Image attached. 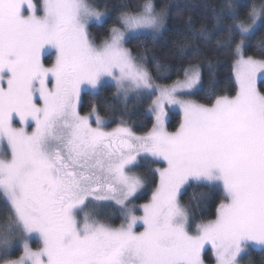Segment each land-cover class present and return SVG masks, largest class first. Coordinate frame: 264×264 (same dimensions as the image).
<instances>
[{
  "label": "snow or ice",
  "instance_id": "snow-or-ice-1",
  "mask_svg": "<svg viewBox=\"0 0 264 264\" xmlns=\"http://www.w3.org/2000/svg\"><path fill=\"white\" fill-rule=\"evenodd\" d=\"M119 7V26L97 45L89 28L103 26L107 5L0 0V264H204L208 244L216 264H239L252 248L264 252V91L257 88L258 77L264 83V34L257 37L264 0H221L212 34L232 49L238 90L213 91L210 105L181 98L200 83L198 65L185 68L183 80L155 85L123 46L164 26L154 0ZM104 77L159 93L151 131H105L95 105L80 115L81 92L91 86L98 93ZM165 105L183 113L173 132L163 126ZM141 155L166 166L156 169L159 184L138 208L133 200L144 181L128 169ZM191 182L221 190L215 219L197 223L181 205ZM109 201L123 215L119 227L86 211ZM34 236L42 242L36 250L28 243ZM21 243L23 254L10 258Z\"/></svg>",
  "mask_w": 264,
  "mask_h": 264
},
{
  "label": "trees",
  "instance_id": "trees-1",
  "mask_svg": "<svg viewBox=\"0 0 264 264\" xmlns=\"http://www.w3.org/2000/svg\"><path fill=\"white\" fill-rule=\"evenodd\" d=\"M92 3V0H89ZM141 0H96L99 10L107 5L109 16L103 26L91 24L89 31L96 42H101L108 36V29L118 25L117 16L120 5H135ZM248 3L258 0H246ZM157 10L167 12V21L164 30L158 34H145L127 40V46L134 58L146 65L159 83H172L184 76V69L190 64H198L201 69V86L192 95L197 101L211 104L215 95H234L237 84L234 78L235 57L232 49L220 39L215 31V13L219 11L221 0H154ZM264 34V29L257 33V37ZM255 43V40H254ZM249 54H254L249 49ZM51 62V57L47 58ZM260 89L264 91V83L260 80ZM214 91L215 95H211ZM153 97L150 94L139 92L131 96L119 93L115 84L107 82L97 91H87L82 95L81 111H91L95 105L103 117L110 119V126H131L139 134L146 133L154 125V116L149 111ZM181 122L179 112H173L169 120V128L176 129ZM134 167L146 181L143 195L136 198V202L147 201L158 185L159 173L156 166L161 165L151 157H143ZM203 193H210L203 198ZM222 198L221 190L210 192L203 185L191 182L186 185L181 201L188 208L190 216L195 222H207L215 218V208ZM6 215V205L0 198V221ZM96 219L110 225L123 223V215L119 206L107 202L94 210ZM34 246H41L39 240L33 241ZM23 251L22 245L12 251L10 258L19 256ZM206 261L215 260L212 249L205 251ZM246 264H262L264 252L252 248L244 256Z\"/></svg>",
  "mask_w": 264,
  "mask_h": 264
},
{
  "label": "rangeland",
  "instance_id": "rangeland-1",
  "mask_svg": "<svg viewBox=\"0 0 264 264\" xmlns=\"http://www.w3.org/2000/svg\"><path fill=\"white\" fill-rule=\"evenodd\" d=\"M34 2H37V3H39V2H41V0H34ZM90 2V1H89ZM91 3V2H90ZM101 11H103V10H101ZM157 11H160V10H157ZM40 14H42V13H40ZM163 14H164V18H165V24H164V26L158 31V32H155V33H150V34H158V33H161L163 30H164V28H165V26H166V21H167V12L165 11V10H163ZM116 26H119V25H116ZM128 40V39H127ZM127 40L124 42V47L125 48H127L129 51H130V49H129V47L127 46ZM97 43V45H100V43L101 42H96ZM131 52V51H130ZM131 54H132V52H131ZM132 56H133V54H132ZM51 57V62L50 63H47L46 62V64L48 65V66H50L51 65V63L52 62H54V60H55V53H54V51H53V54L50 56ZM134 57V56H133ZM136 62L138 63V64H140V65H142L148 72H149V74H150V76L152 77V80H151V82L153 83V84H155V85H159V86H170V85H172L174 82H176L177 80H183L185 77L183 76V77H181V78H179V79H177V80H175L174 82H172V83H168V84H165V83H159V82H157V81H155L154 80V78H153V76H152V74H151V72H150V69L146 66V65H143L142 63H140L139 61H137L136 60ZM196 65H198V64H196ZM198 67H199V71H200V73H201V69H200V66L198 65ZM233 74H234V78H235V72L233 71ZM117 75H118V73H117ZM202 79V78H201ZM235 81H236V79H235ZM107 82H110V83H113V84H115V86L117 87V89H118V91H119V93L120 94H122V95H124V96H131V95H134V94H137V93H139V92H142V93H147V94H150V95H152V97H153V101L156 99V97H157V95H159V93L158 92H154V91H152V90H149V89H135L134 87H132L130 84H128L127 82H125L124 84H123V86H121L120 84H118L117 83V81H116V79H114L113 77H104L103 78V81H102V85L104 84V83H107ZM236 84H237V82H236ZM201 86V81H200V83L197 85V87L196 88H194L192 91H191V94L190 95H185V96H182L181 98L182 99H188V100H194V101H196V102H198V103H201V104H205V105H210V104H206V103H202V102H199V101H197L192 95L195 93V91L199 88ZM101 88V87H100ZM99 88V89H100ZM257 88L259 89V90H261L260 89V78L258 77V79H257ZM237 90H238V85H237ZM87 91H97L96 89H93V88H91V86H86L85 88H84V90L81 92V97H80V103H79V105H78V111H79V113H80V115H88L91 111H88V112H82L81 111V109H80V107H81V101H82V95H83V93L84 92H87ZM235 95V94H234ZM231 96V95H230ZM153 101H152V104L150 105V108H149V111L153 114V116H154V124H156V116H157V112L156 111H153ZM173 112H179L180 113V115H181V120H182V118H183V113H182V111L179 109V107L178 106H173V105H165V107H164V113H163V116H162V121H163V126H164V128L167 130V131H169V132H173V131H175L176 129H170L169 128V120H170V118H171V114L173 113ZM97 114L102 118V120L104 121V124H103V127H104V130L105 131H112L113 129H115L116 128V126H110L109 124H110V119H108V118H106V117H103L102 115H100L99 114V112L97 111ZM90 123L92 124V126L93 127H95L96 126V124H95V114L93 115V117H92V120L90 121ZM17 126H20V125H17ZM33 127H34V125H33ZM118 127V126H117ZM126 127H128V128H130L135 134H137V135H145V134H147L149 131H151V129L149 130V131H147L146 133H143V134H139V133H136L135 131H134V129H133V127H131V126H127L126 125ZM29 132L30 131H32V128H28L27 129ZM144 156L143 155H141L140 157H138V159H137V164H139L140 162H141V159L143 158ZM148 157H151V156H148ZM152 159H154V160H156L155 158H153V157H151ZM158 161V160H157ZM160 162V161H159ZM161 163V162H160ZM166 165L165 164H163V163H161V165H158V166H156V169H159V168H162V167H165ZM128 172H129V174L130 175H137V176H140L142 179H143V181H144V183H143V186L138 190V192H137V194H136V196H137V198H139V197H141L142 195H143V193L145 192V189H146V181H145V178L134 168V167H132V168H130V169H128ZM158 184H159V182H158ZM158 186V185H157ZM186 187V185L181 189V193H180V195H179V200H180V203H181V205L182 206H184L185 208H186V210H188V208L182 203V201H181V194H182V192H183V190H184V188ZM157 188V187H156ZM156 188H155V190H156ZM155 190H153V192L155 191ZM152 192V193H153ZM152 193H151V195H150V198L147 200V201H141V202H136L135 201V199L133 200V203L135 204V205H137V207L139 208V206H141V205H143V204H145V203H148L149 201H150V199H151V196H152ZM109 202H113V203H115V201H109ZM107 202H104V203H99V204H96V205H89V207L86 209V211H89V212H91V213H93L94 212V210H97L101 205H103V204H106ZM188 212H189V210H188ZM136 215H138V216H142L143 215V211L142 210H140V211H137L136 212ZM215 219V218H214ZM121 225V224H120ZM120 225H111V226H113V227H119ZM136 231H143V228L142 227H137L136 229H135ZM194 234V233H193ZM35 240H39V238L38 237H33L32 239H30L29 241H28V243H29V245H30V247L33 249V250H36V249H39L40 247H42V242H41V246H39V247H37V246H34L33 245V241H35ZM21 245H22V248H23V244L21 243ZM259 246H257V247H255V248H258ZM15 248H17V246H15L14 247V249ZM208 248H211L212 249V253H213V256H214V258H215V251H214V249L212 248V246L210 245V244H208V245H206L205 246V249L203 250V252H202V259L204 260V264H216V259L213 261V262H209V261H206V257H205V251L208 249ZM13 249V250H14ZM23 254V251H22V253L19 255V256H21ZM19 256H17V257H14V258H12V259H16V258H18ZM244 256L245 255H243L241 258H240V261H239V264H246V262L244 261Z\"/></svg>",
  "mask_w": 264,
  "mask_h": 264
}]
</instances>
